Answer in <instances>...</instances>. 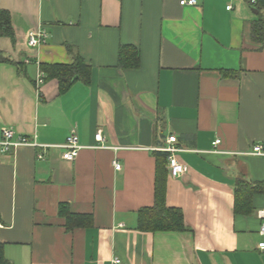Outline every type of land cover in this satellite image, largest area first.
<instances>
[{
	"label": "crops",
	"instance_id": "1",
	"mask_svg": "<svg viewBox=\"0 0 264 264\" xmlns=\"http://www.w3.org/2000/svg\"><path fill=\"white\" fill-rule=\"evenodd\" d=\"M180 1L0 0L15 37L0 36V135L8 127L47 146L0 155V242L12 264H264V192L251 213L235 210L238 180L264 185V159L249 155L264 141V6ZM39 29L47 43L30 49ZM122 46L138 50L139 68L118 67ZM77 55L89 84L37 90L41 64ZM71 134L82 148L66 161ZM173 135L188 171H168L166 201L187 230L140 231L138 211L155 203V153ZM61 204L92 226L69 231Z\"/></svg>",
	"mask_w": 264,
	"mask_h": 264
},
{
	"label": "trees",
	"instance_id": "2",
	"mask_svg": "<svg viewBox=\"0 0 264 264\" xmlns=\"http://www.w3.org/2000/svg\"><path fill=\"white\" fill-rule=\"evenodd\" d=\"M258 7L264 6V0H258ZM259 27V26H258ZM258 33L259 30L256 29ZM0 36L8 37L14 41V32L7 11H0ZM140 66L138 50L130 46H122L119 49L118 67L137 69ZM41 72L46 75V80L55 79L59 83L60 95L66 94L77 82L89 84L91 81L92 67L81 56H75L71 64H41ZM156 181L155 203L153 207L143 208L138 211L137 229L144 232H180L187 230L184 214L180 209L167 206V159L168 153L156 152ZM167 170V171H166ZM264 192L263 184H255L243 179L236 183L235 210L249 214L252 212V198L255 194ZM59 215L66 220L69 231L75 228H87L92 226L90 215L73 214L68 207L61 204ZM5 244L0 242V264H12L6 259Z\"/></svg>",
	"mask_w": 264,
	"mask_h": 264
},
{
	"label": "built area",
	"instance_id": "3",
	"mask_svg": "<svg viewBox=\"0 0 264 264\" xmlns=\"http://www.w3.org/2000/svg\"><path fill=\"white\" fill-rule=\"evenodd\" d=\"M253 3L256 2V0H252ZM197 4L196 0H181L180 5L181 6H194ZM48 35L46 31L43 29H39L37 31H32L28 34L27 37V46L30 49H36L40 48L41 46L45 45L47 43ZM26 63H30L31 59H27L25 61ZM45 81V74L43 72H40L39 78L36 81V88L39 91L40 87L44 84ZM103 136L101 132H99L96 135V141L103 142ZM177 137L176 136H170L167 139V145L161 150V152L168 153V159H167V167L169 174L173 178H179L182 175L186 174L188 171V167L181 163L177 157L176 153L179 152V148L177 147ZM221 144V140L217 139L213 143L214 152L218 153L217 147ZM47 147V146H41L38 143H36L34 140L29 138L26 135L18 134L14 129L4 127L1 130L0 135V155H7L16 152L18 149L23 147ZM102 146V145H101ZM100 146V147H101ZM63 151V159L66 161H74L81 150V145L79 143V138L76 134H71L67 137L66 142L64 145L61 146ZM251 156L260 157L264 159V141L257 143L253 146L252 151L249 153ZM39 158H44V155L40 153L38 155ZM114 167L117 171H120L122 166L120 163L115 162ZM261 215L264 218V211H261ZM260 235L264 236V224L262 225L260 229ZM258 249L264 254V242L259 243ZM115 264H121V260L115 259Z\"/></svg>",
	"mask_w": 264,
	"mask_h": 264
}]
</instances>
